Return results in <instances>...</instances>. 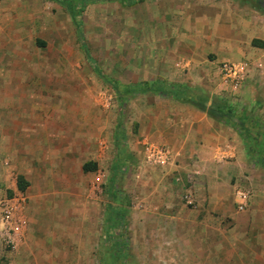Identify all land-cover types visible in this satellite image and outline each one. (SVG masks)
Here are the masks:
<instances>
[{"label": "rangeland", "instance_id": "374dc122", "mask_svg": "<svg viewBox=\"0 0 264 264\" xmlns=\"http://www.w3.org/2000/svg\"><path fill=\"white\" fill-rule=\"evenodd\" d=\"M76 1L70 2L82 22L95 64L79 41L65 0H0V264H233L226 244L221 260H213L211 251L194 249L200 239L195 224L188 228L190 233L173 236L164 215L156 218L154 213L148 220L149 195L154 194L156 178L174 157L170 144L176 143L172 136L160 133L165 131L161 121L172 111L207 114L160 94L122 97L113 83L102 80L98 70L121 88L168 80L174 87H186L196 100L210 107L222 102L256 140L250 146L264 151V67L252 70L242 87L233 90L222 85L216 73L219 63L211 55L214 64L206 65L208 71L197 69L190 74L192 81L181 80L180 84L188 71L169 79L165 76L169 68L160 55L169 54L171 44L154 41L158 36H150L139 7H132L130 0L123 2L128 7L123 9L110 0L85 7ZM246 1L247 10L252 7V14L260 17L254 21L264 22V0ZM241 47L245 52L242 41ZM210 119L223 130L221 152L235 144L229 131L258 167H251V172L261 175L257 184L244 179L245 173L230 164L228 155L221 156L215 168L191 161L195 168L191 176L175 177L178 199L197 210L194 190L203 185L199 178L215 169L220 177L219 195L235 198L237 191L232 186L236 184L249 194L250 203L256 187L264 192V156L250 154L246 139L231 124ZM61 138L92 141V153L70 156L60 144ZM152 146L168 149L169 161L150 160ZM183 150L189 153L188 160L197 153L191 145ZM55 156L59 158L53 160ZM47 157L49 161L44 163ZM84 159L91 167L96 165L94 171L83 170ZM45 179L47 185L43 186ZM239 179L246 180L247 186ZM5 200L16 206L14 218L24 224L16 249L3 238ZM231 204L239 210V203ZM116 209L125 214L121 228L111 221ZM117 231L127 242L124 258L116 253L111 237ZM185 240L192 242L188 250Z\"/></svg>", "mask_w": 264, "mask_h": 264}, {"label": "crops", "instance_id": "0c3cea01", "mask_svg": "<svg viewBox=\"0 0 264 264\" xmlns=\"http://www.w3.org/2000/svg\"><path fill=\"white\" fill-rule=\"evenodd\" d=\"M113 2H118L121 9L128 8L119 1ZM149 2L136 3L132 7H139L138 9L144 12V19H142L147 21L150 36L155 38L158 36V39H154V41L159 40V42H163L162 44H171L172 51L169 54L165 52L160 55L166 67L169 68L165 73L168 79L173 77L172 75L181 76L188 71L186 78H180L178 83H183L181 80L192 81L190 75L192 72L197 69L208 71L206 65L209 63L213 66L214 62H210L211 55L216 57L219 64L241 62V58L245 57V60L251 59L256 62L257 66L252 70L264 67V48L253 45L254 40L264 42V22L254 21V17H260L252 14V7L247 10L248 1L154 0L152 3ZM241 41L245 44L246 53L241 47ZM165 81L171 83L168 80ZM164 119L161 122L165 124V131H160V133L166 134V137L172 136V139L176 140V143L172 141L170 144L174 157L173 162L167 163L165 170L161 171V175L156 178L154 194L149 195L151 214H149L148 220H152L154 213L156 218L164 215L169 225L167 229L173 236L190 233L192 229L188 228L195 224L196 228H200L197 229L196 234L200 239L197 242L198 246L193 248L199 252L204 249L206 252L211 251L210 257L213 260H221L224 244H226L230 254L232 252L230 258L234 261L233 264H264V192L261 191L260 186L255 188L258 195L256 194L253 200L250 199L248 208L242 212L234 208L231 203L241 202L238 195L243 191L238 190L241 188L234 184L232 187L237 191L235 198L219 195L220 177L215 169L199 178L204 186L197 185L194 190L197 210L188 207L178 199V191L174 188L178 184L175 182V177L191 176L195 169L191 167V161L196 165L203 166L206 163L215 168L218 159L224 155H228L232 159L230 164L236 166L239 172L245 173L244 179L248 178V181L251 180L257 184L258 176L261 174L251 172V167L256 170L258 167L250 160L249 154L240 140L226 130L229 136H232L235 144L230 147V150L221 152L225 138L221 136L223 130L207 115L190 116L186 112L176 114L172 111L167 113ZM61 143L73 157H80L78 152L86 157L87 152L91 154L93 150H90L92 141L80 142L77 138H67L66 141H63L61 138ZM188 145L197 151L190 155L191 160L185 159L189 153L183 150ZM57 153L60 154L59 151ZM89 154L88 157H90ZM196 154L198 160L195 158ZM57 158L59 156H55L53 160ZM48 161L49 157L43 162ZM87 161V159L83 161V170L84 166L88 164ZM239 180L243 184L244 182L248 184L246 180ZM42 181V185L46 186L47 179ZM189 202L193 203V201ZM196 213L197 216L194 217L193 215ZM225 217H228L227 220ZM221 226L228 231L222 232ZM174 240L177 244L178 237ZM181 242L183 243V240ZM191 244L192 242L188 243V240H185L186 250Z\"/></svg>", "mask_w": 264, "mask_h": 264}, {"label": "trees", "instance_id": "16d2710c", "mask_svg": "<svg viewBox=\"0 0 264 264\" xmlns=\"http://www.w3.org/2000/svg\"><path fill=\"white\" fill-rule=\"evenodd\" d=\"M70 1H73V0H65L66 4H68L69 8H71L70 9L71 14L74 18V22H75L77 30H78L79 41L81 42L82 47L85 49V52L88 54L89 60L93 64H95L93 57L90 54V50L86 45L85 33L83 30L82 22L79 19V15H76V12L74 11L75 5ZM112 1H119L122 4H124L123 2H125V0H112ZM76 2L78 4H82L83 7H85L86 6L85 4H93V3H96L97 0H77ZM130 3H131V5H134V4L138 3V1L130 0ZM253 45L255 47L264 48V42L261 40H254ZM98 73L105 83H113L115 85L116 92L118 94H120L122 97H124V95L129 94V93H154V94H160V95L167 96V97H173L176 100H178L184 104L194 105L197 108H199L202 112L206 113L207 115L214 118L215 120H217L219 122L231 124L235 129H237L239 131V133L241 134V136H243L244 139H246V144L250 147V152H253L250 154L254 155V154L260 153L262 157L264 156V151L261 148H259V147L253 148V146H250V144H251L250 141L255 140V139L252 137L251 133L248 132L244 128V125L242 124V122H240V119L237 120L238 116H236L233 113V111L230 110L226 106V104H224L222 102H217L214 107H212V106L210 107L204 101L196 100L188 92L186 87H184V86L174 87L170 83H168L167 81H158L155 83L142 82V83H138V84H131L129 86H125V87L121 88L120 85L111 81L110 78H108L102 71L98 70ZM90 165L91 164H86L84 166V170L88 171V172L94 171V169L96 168V165L94 166V168L91 167ZM111 219H112L111 220L112 224L115 227L121 228V226L124 223L125 214L122 210L116 209L114 211V213L112 214ZM111 237H113V239L115 241L116 253H118V255L120 257L124 258L125 252H126V249L128 248V246H127L126 239L123 236V233H120L119 231H117L116 233L111 235Z\"/></svg>", "mask_w": 264, "mask_h": 264}, {"label": "built area", "instance_id": "2783aa9c", "mask_svg": "<svg viewBox=\"0 0 264 264\" xmlns=\"http://www.w3.org/2000/svg\"><path fill=\"white\" fill-rule=\"evenodd\" d=\"M257 66L256 62L251 59H246L241 62H222L218 64V74L222 85L230 87L233 90H239L253 67ZM149 159H154V162L162 164L169 160V150L159 147H149ZM239 210L244 211L249 203V195L246 192H239ZM16 206L11 200H5L1 210V223L3 226V238L7 246L16 249L19 239H21L24 224L21 221L15 220L14 213Z\"/></svg>", "mask_w": 264, "mask_h": 264}]
</instances>
